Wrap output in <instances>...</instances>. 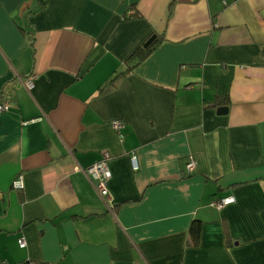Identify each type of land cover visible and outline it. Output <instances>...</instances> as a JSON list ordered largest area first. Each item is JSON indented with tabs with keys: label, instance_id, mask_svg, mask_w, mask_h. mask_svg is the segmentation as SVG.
I'll list each match as a JSON object with an SVG mask.
<instances>
[{
	"label": "crops",
	"instance_id": "obj_1",
	"mask_svg": "<svg viewBox=\"0 0 264 264\" xmlns=\"http://www.w3.org/2000/svg\"><path fill=\"white\" fill-rule=\"evenodd\" d=\"M0 94V264H264V0H0Z\"/></svg>",
	"mask_w": 264,
	"mask_h": 264
},
{
	"label": "built area",
	"instance_id": "obj_2",
	"mask_svg": "<svg viewBox=\"0 0 264 264\" xmlns=\"http://www.w3.org/2000/svg\"><path fill=\"white\" fill-rule=\"evenodd\" d=\"M31 79H32V76L25 77L22 79L19 77H16V80H18L25 89H28L31 87ZM10 95L3 96V101L0 102V112L5 111L8 107L13 106L12 105L13 97ZM25 122L26 121H24V123ZM109 125L117 133H119L122 127V123L117 119H111L109 121ZM108 158H109L108 153L106 151H102L97 161L93 162L89 166L82 168L80 170L83 172V174L86 176V178L90 182L95 193L104 203L107 211L111 212L110 206L112 205L108 197V190H107V181L110 177V173L107 167ZM128 158H129V165H130L131 170L137 169L138 164H137V157L135 156V154L131 153ZM193 169H194V160L192 159V157L189 156L186 159V162L184 164V171L186 173H191ZM12 187L15 189H19L22 187V180H21L20 175H17V177L12 181ZM233 200H234L233 196L227 195V196L212 200L210 205H212L216 209H220L223 206L232 203ZM17 245L19 247L24 246V241L22 237H19L17 239ZM24 264H42V263L35 261V260H26Z\"/></svg>",
	"mask_w": 264,
	"mask_h": 264
},
{
	"label": "trees",
	"instance_id": "obj_3",
	"mask_svg": "<svg viewBox=\"0 0 264 264\" xmlns=\"http://www.w3.org/2000/svg\"><path fill=\"white\" fill-rule=\"evenodd\" d=\"M140 50H142L141 48H140ZM143 53H144V51H142ZM138 53L137 52H134V53H132V55L131 56H134V57H140L141 55H137ZM136 55V56H135ZM136 62V61H135ZM132 66H130V67H128V68H131ZM118 75H120V73H115L109 80H108V84L112 81V80H114ZM103 87H105V86H103ZM3 101V96L0 94V102H2ZM12 103H14L13 102V100H12ZM9 109V107L6 109V110H8ZM19 175V174H18ZM16 177H17V175H16ZM16 177H14L13 178V180L16 178ZM12 180V181H13ZM12 181H11V187H12ZM15 189V188H14ZM18 239V238H17ZM16 243H17V240H16ZM26 261V260H25ZM24 261V262H25ZM20 264H24V263H20ZM43 264V263H42Z\"/></svg>",
	"mask_w": 264,
	"mask_h": 264
},
{
	"label": "water",
	"instance_id": "obj_4",
	"mask_svg": "<svg viewBox=\"0 0 264 264\" xmlns=\"http://www.w3.org/2000/svg\"><path fill=\"white\" fill-rule=\"evenodd\" d=\"M153 39H154V35L152 34V35H150V36H149V37H148V38L142 43V47H143V48L147 47V46L152 42ZM225 110H226L225 107H218V108L216 109V112H217V113H224Z\"/></svg>",
	"mask_w": 264,
	"mask_h": 264
}]
</instances>
